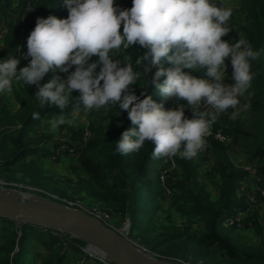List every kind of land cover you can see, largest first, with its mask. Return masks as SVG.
I'll list each match as a JSON object with an SVG mask.
<instances>
[{"label": "clouds", "instance_id": "clouds-1", "mask_svg": "<svg viewBox=\"0 0 264 264\" xmlns=\"http://www.w3.org/2000/svg\"><path fill=\"white\" fill-rule=\"evenodd\" d=\"M67 18L38 17L27 37L29 63L20 68V60L8 56L0 61V93L12 91V81L35 85L39 107H69L70 98L85 111L119 106L136 127L128 128L116 141V151L128 155L139 151L146 141L154 145L153 158H194L207 145L213 124L220 114L234 109L239 115V97L251 87L254 73L251 62L261 53L254 50L243 34L234 43L222 39L232 30L227 23L232 10L217 7L211 0H132L130 9L115 6L114 0H63ZM121 26L123 30L121 33ZM145 51L136 60L141 71H134L129 55L118 57L133 45ZM99 57L102 65L95 74ZM231 60L234 84L226 85V58ZM166 60L171 67H160L149 85L164 99L186 101L165 109L146 91L137 96L131 86L143 75ZM123 65V66H122ZM74 67V71H70ZM184 69L205 70L211 79L196 78ZM68 73L62 79L57 72ZM52 79L41 85L47 73ZM165 77L163 82H159ZM103 82V83H101ZM73 91L79 96L73 97ZM205 110L201 111V106ZM185 107L194 118H185ZM244 110L250 107L245 104ZM73 109V111L76 110ZM39 112L32 119H39ZM66 121L63 114L49 120L52 129Z\"/></svg>", "mask_w": 264, "mask_h": 264}, {"label": "trees", "instance_id": "trees-1", "mask_svg": "<svg viewBox=\"0 0 264 264\" xmlns=\"http://www.w3.org/2000/svg\"><path fill=\"white\" fill-rule=\"evenodd\" d=\"M6 1L10 6L13 0ZM17 3L18 7L15 13L18 16L15 19H9L8 30L2 47H0V61L8 56L18 58L21 39L24 40V53L27 52V37L34 29L38 17H59L68 13L66 7L59 6L57 0H17ZM29 3L34 6L35 12L27 17L23 33L20 22ZM114 4L121 9H130L132 0H114ZM239 11L244 15L245 22H234L236 30L233 36L235 41L239 39L238 34H243L253 49L261 53L257 60L251 62L254 78L247 91L252 97L244 103V105H250L246 111L250 113L251 119H227L226 122L216 124L215 127L218 133L233 139L234 145L242 144L247 147L248 152L251 153L250 162L259 164L260 171L264 173V0H241ZM3 13L4 17L8 19V11H3ZM122 30L123 26H121V32ZM144 51L137 44L125 52L127 57L131 56L130 62L134 71H141L135 60ZM91 62H95V59L91 58ZM169 66L170 64L162 59L161 63L154 67L151 73L146 77L141 75L134 84V92L137 96L143 98L141 92L146 91L152 95L156 103H162L166 110L176 107L180 102L162 98L154 86L149 85L148 81H151L159 67ZM95 74H98L97 68ZM191 75L198 77L201 73L196 72ZM52 77L53 75L49 71L40 82L41 85L49 82ZM164 79L165 77H161L159 82L162 83ZM36 91L35 85L13 88L19 109L14 115H11L9 111L5 112L1 120L11 123L18 122L20 127L5 131L0 135V157L3 158L0 162V169H11L16 166L19 171L17 174L20 175L18 178L20 182L37 187L51 188L50 181L39 170L29 167L21 168V163L28 154L37 153L41 149H45L47 153V145L44 146L42 142L46 137L42 133V120L49 122L61 114L65 118H73L84 107L80 104L76 108L79 102L70 98L69 107L63 112L55 106L46 105L41 108L38 100L34 97ZM72 96L78 97L79 92L73 91ZM74 108H76L75 111H73ZM35 111L40 114L37 120L32 119V114ZM110 112L112 113L106 124L101 118H96L91 122V134L85 147L82 146L83 143L80 139L86 130L80 129L76 132L78 139H76L77 143L74 146L76 148L75 153L90 180V188L95 187L98 190L94 192L92 189L93 195L106 200L113 199L122 212L127 209L126 213L132 223V231L137 229L142 235L143 243H149L146 234L154 222L155 213L160 209L161 201L164 200L160 192L161 188H159L162 158H157L154 181L149 180L148 184H143V181H146L150 176L149 164L155 159L152 155L154 145L150 141H146L139 151L128 155L119 154L116 151V141L123 131L136 126L132 125L127 112L119 109L118 105L114 106ZM213 141L214 168L217 174L213 182L219 189V195L215 200H212L209 194L202 195L198 191L199 189L201 193L207 191V186L198 184L196 166L189 160L182 161L181 158H176L175 161L183 169V177L182 181L177 184L178 194L173 196L174 205L178 210L189 208L190 215L195 218L200 217V220L205 223V230L202 232L187 230L173 234L169 238L170 241H185L189 245L193 244L194 247L184 254L175 251H166L165 254L167 257H176L183 263L191 264H196L198 261H204L205 264H264V255L255 254L248 248L241 249L234 246L219 232L225 216L235 208L244 205L237 198V188L246 173L245 171L237 172L229 163L228 153L231 147L219 141ZM148 144L149 147L146 152H142ZM156 202H160V206H155ZM0 224V233L3 234L0 236V264H64L71 248L75 249L72 243H83L78 239L71 240L67 233L45 229L34 224L27 223L19 226L15 221L9 219H1ZM252 226L257 230L261 228L258 221H253ZM53 233H58V236L54 237ZM263 233L262 229L261 236ZM16 249L17 251H15ZM191 253L194 255L193 260H189ZM219 253H223L227 257L223 263H217L218 260L215 259L216 254ZM33 254L37 259H30Z\"/></svg>", "mask_w": 264, "mask_h": 264}, {"label": "rangeland", "instance_id": "rangeland-1", "mask_svg": "<svg viewBox=\"0 0 264 264\" xmlns=\"http://www.w3.org/2000/svg\"><path fill=\"white\" fill-rule=\"evenodd\" d=\"M57 2L60 7L64 6L63 0H57ZM221 2H223L224 6L232 10L231 18L228 21V27H230L232 30L228 33V35L224 37V40L233 43L235 41L233 35L236 30V28L234 27V22H245L244 15H242L239 11L241 0H222ZM217 4L221 5L220 3ZM17 7V0H13L10 6H8L6 0H0V24H4L6 29L8 28V24L10 22L9 19H15L18 16L15 13ZM3 11H8V19L4 17ZM60 16L61 17L58 18H67L68 13L62 14ZM20 24L21 26L23 25L22 20ZM23 54L24 47L21 44L20 53L17 58L20 60L17 69L18 71L20 68L28 64L27 61L23 59ZM126 58L127 54L123 49H121L119 56L115 57V59H124L125 62H127ZM225 64L227 65V69L224 83L226 85L234 84V80L232 78L233 68L231 66L230 57L226 58ZM169 67H171V65ZM70 71H74V67L70 69ZM184 71L188 72L189 74H195L196 72L201 73V75L196 78L211 79L205 75L206 69L203 71L184 69ZM97 72H100V69L98 67ZM57 74L62 79H67L68 73L57 71ZM19 86L24 87L25 85L21 81L13 80L12 91L0 93V135L5 131L7 132L10 130L18 129L20 127L18 122L11 123L7 122L6 120H1L5 112L9 111L11 115H14L18 111L19 106L13 93V88ZM131 90H135L134 85L131 86ZM250 97H252V95H250L248 91L243 96L239 97V115L236 119H251L250 113L244 110L243 107L244 103L248 101ZM179 102L185 105L187 104L186 101ZM113 108L114 106H108L102 107L100 109H93L91 111H85L83 108L79 110L73 118H65L66 121L70 120L71 123L66 122L56 129H52L48 121L42 120V133L46 135L45 140L42 142L44 143V146L47 145V153L45 152V149H41L37 153L28 154L25 160L22 161L21 168L29 167L34 170H39L42 175L48 181H50L49 184L51 188L37 187L20 182V180L18 179L20 175L17 174L19 171L16 169V166L11 169H0V181L12 182L16 184L19 183L23 184L25 187L30 186L36 191H31L30 188L24 189L22 191L24 193L33 194L41 198L53 201H56L53 199V197L56 196L58 197V200L56 202L63 203L62 201L66 200V202L68 201V203L72 204L73 208L80 211L99 208L112 217V224L115 225L118 230L117 232L121 234L124 239L126 238V234H128L130 240L138 244L139 247L141 246L142 248L140 247V249H144L151 256L159 259L174 261L177 263L191 264L183 263L176 257H167L165 254L166 251H175L184 254L194 247L193 244L189 245L185 241H170L169 238L173 234H178L187 230L191 232H202L205 230V223L200 220V217L195 218L194 216L190 215L189 208L178 210L173 202V196L175 194H178L177 184L182 181L183 177V169L175 162L176 158L181 157L176 156L173 158H162L161 160L159 188H161L160 192L163 195L162 198L164 200L161 201V206L159 205L160 202L155 203V206H160V209L155 213L154 222L152 223L148 233L146 234L150 242L143 243L142 235L139 234V231L137 229H134L132 231V223L126 213L127 209L125 212H122L113 199L106 200L93 195L92 189L94 192L98 190L95 187L90 188V180L83 170L82 165L80 164V161L78 159L79 157L76 155V153L74 154L69 152L70 149H72V146L74 147L77 143L76 139H78V137H76V132H78L80 129L86 130L84 135H82V139L80 140H83L86 136L88 138L91 134V122L96 118H101V120H104V124H106L109 121V117L112 113L110 112V110ZM233 111L234 109L229 108L226 112L220 114L217 122L213 124L211 129L213 136L209 138L210 152L208 155L201 156L198 152V154L192 159L181 158L182 161L189 160L194 166H196L198 184L200 186H207V191L205 190L203 193H201L200 189L198 191L202 195L209 194L212 200H215L219 195V189L216 185H214L213 182V179L215 178V176H217L214 168L215 159L213 140L219 141L221 143H224L226 146L231 147L228 153V157L229 163L232 165L234 170H236L237 172L245 171L244 169L247 165H254L255 169H257V178L259 177L262 181V184H264V173L260 171L258 166L259 164L257 165L250 162L251 153L248 152V148L242 144L237 146L234 145L233 139L227 138L223 134L216 131V124L224 123L227 121V119L231 120V114ZM192 112L193 111L190 108L185 107V118L188 117V119H191L190 114H192ZM218 136L227 138V142H225L224 140L220 141V138H218ZM46 142L49 143L45 144ZM149 144L144 147L142 152H146ZM86 145L87 144L84 143L83 147H85ZM2 160L3 158L0 157V162H2ZM157 161L158 159L155 158L150 162V176L146 181H143V184H148L147 182L149 180L154 181L156 177L155 164ZM257 178H251L250 180L244 176L239 182V185L241 184L243 190L249 189L250 191L257 193L259 189V183H257L259 178ZM240 196H237V198L244 203V200ZM253 206L254 207L250 208V211L243 219L244 225L241 228H236L223 222V224H221L220 226L219 232L221 236L226 237L234 246L241 249L248 248L255 254L264 255V233L263 236H261L262 229L264 231V197L257 198ZM253 221H258V224H260L261 226L260 230H257L252 226ZM15 223L19 226L21 225L17 221H15ZM2 235L3 234L0 233V236ZM129 244L137 248V246H135L134 244ZM92 250L97 253L96 249L93 248ZM15 251H17V249ZM84 257L85 255L80 252L76 253V251L71 248L64 264H79V262L83 260ZM193 258L194 255L191 253L189 255V260H193ZM30 259L35 260L37 258L35 257V254H33L30 256ZM215 259L218 260L217 263H223V260L227 259V257L223 253H219L216 254ZM196 264L205 263L204 261H198Z\"/></svg>", "mask_w": 264, "mask_h": 264}, {"label": "water", "instance_id": "water-1", "mask_svg": "<svg viewBox=\"0 0 264 264\" xmlns=\"http://www.w3.org/2000/svg\"><path fill=\"white\" fill-rule=\"evenodd\" d=\"M14 189H0V219L68 233L97 249L114 264H182L159 259L131 246L100 220L63 203Z\"/></svg>", "mask_w": 264, "mask_h": 264}, {"label": "built area", "instance_id": "built-area-1", "mask_svg": "<svg viewBox=\"0 0 264 264\" xmlns=\"http://www.w3.org/2000/svg\"><path fill=\"white\" fill-rule=\"evenodd\" d=\"M222 0H211V2L217 6V7H222L223 6V2H221ZM217 3H220L221 5H218ZM35 12V8L34 6L29 3L27 6H26V9H25V15L22 17V26H21V30L22 32L24 31V26H25V22H26V19L27 17L31 16L33 13ZM227 26H228V23H227ZM6 33H7V29L6 27L4 26V24H0V39H1V42H0V47H2V44H3V40L6 36ZM224 39V37L222 38ZM21 44L23 45L24 44V40L21 39ZM92 58L95 59V62L97 63V67L100 69L102 67V65L99 64V57L98 56H93ZM58 71V70H57ZM51 74L53 75V73L51 72ZM56 75L57 72L55 73ZM201 111H204L205 108L204 106L202 105L201 106ZM190 118H194V114L192 112V114H190ZM213 135H212V132H211V135L208 136L206 139H207V145L206 147L199 151L200 155L201 156H206L209 154V149H210V144H209V138H211ZM218 138H220V141L221 140H224L225 142H227V138H223L221 136H218ZM87 136L82 140V146L84 145V143L87 142ZM227 139V140H226ZM75 151H76V148L72 147V149H70L69 152L71 153H74L75 154ZM210 158V157H209ZM175 167V165H174ZM245 177H247L248 179L251 180V178H257V169H255L254 165H247L245 167ZM259 178V177H258ZM257 178V179H258ZM257 183H259V189H258V192H252L250 191L249 189L247 190H243L241 184L239 185V187L237 188V196H240L243 200H244V205L243 206H240V207H237L233 210V212L227 214L224 218V223L225 224H228L230 226H236L237 228H241L244 223H243V219L245 218V216L248 214V212L250 211V208H253L254 204H255V201L257 198H262L264 197V184H262V181L261 179L259 178ZM31 191H36L34 188H31L30 186L29 187H25L23 184H16V183H12V182H4V181H0V189H14V190H18L20 192H23L22 190L24 189H29ZM242 188V190H241ZM28 194V193H27ZM54 200H58V197L54 196L53 197ZM64 205L70 207V208H73L72 207V204L68 203V201L66 202V200H63L62 201ZM75 209V208H74ZM83 209V208H82ZM98 220H100L101 222H103L107 227L111 228L112 230L114 231H118L117 228L115 227V225H113L112 223V217L106 213V212H103L101 209L99 208H92L91 210H85V211H82ZM0 222H1V219H0ZM60 232V231H59ZM63 233V232H62ZM53 236H58V233H53ZM70 239L73 240V239H76L74 237H72L70 235ZM126 241L128 243H131V244H134L135 246H137V249L143 251V252H146L144 249H140V247L138 246V244H136L135 242H133L132 240H130L128 234H126ZM73 246L75 247V251L78 250L80 253H82L83 255H85V257L83 258V260H81L79 262V264H114L108 257L106 256H100L99 253H96L95 251H93V247L85 244V243H82V244H79V243H76V242H73L72 243ZM142 248V247H141ZM77 251V252H78Z\"/></svg>", "mask_w": 264, "mask_h": 264}, {"label": "bare ground", "instance_id": "bare-ground-1", "mask_svg": "<svg viewBox=\"0 0 264 264\" xmlns=\"http://www.w3.org/2000/svg\"><path fill=\"white\" fill-rule=\"evenodd\" d=\"M29 195L28 194H26V197H28ZM95 249V248H94ZM96 251H97V253H99V255L100 256H103V254L100 252V251H98L97 249H96Z\"/></svg>", "mask_w": 264, "mask_h": 264}, {"label": "crops", "instance_id": "crops-1", "mask_svg": "<svg viewBox=\"0 0 264 264\" xmlns=\"http://www.w3.org/2000/svg\"><path fill=\"white\" fill-rule=\"evenodd\" d=\"M59 17H61V16H59ZM27 61V60H26ZM75 251V250H74ZM76 253H77V251H76Z\"/></svg>", "mask_w": 264, "mask_h": 264}]
</instances>
